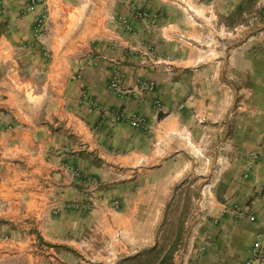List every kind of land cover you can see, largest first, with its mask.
Segmentation results:
<instances>
[{
	"label": "crops",
	"instance_id": "obj_1",
	"mask_svg": "<svg viewBox=\"0 0 264 264\" xmlns=\"http://www.w3.org/2000/svg\"><path fill=\"white\" fill-rule=\"evenodd\" d=\"M236 1L0 0V264L249 258L264 232V108L251 122L231 104L248 44L232 43Z\"/></svg>",
	"mask_w": 264,
	"mask_h": 264
},
{
	"label": "rangeland",
	"instance_id": "obj_2",
	"mask_svg": "<svg viewBox=\"0 0 264 264\" xmlns=\"http://www.w3.org/2000/svg\"><path fill=\"white\" fill-rule=\"evenodd\" d=\"M235 12L231 16L230 33L232 43L244 41L245 32L248 44L242 49V54L247 52V57L239 54L233 58V81H232V107H247L248 120L254 122V110L257 106L264 108V32L257 34L256 31L264 29V0H248L244 4L240 1L233 3ZM247 12V23L240 14ZM238 44H236L237 46ZM244 44L242 43V46ZM234 50V49H233ZM244 51V52H243ZM261 110V108H258ZM220 182V180H219ZM195 195V194H194ZM191 202L192 194L188 195ZM180 225L171 226L170 232L174 237L176 229L180 231ZM188 228L183 232L186 234ZM179 234V233H178ZM146 264L153 262L151 258L145 260Z\"/></svg>",
	"mask_w": 264,
	"mask_h": 264
},
{
	"label": "built area",
	"instance_id": "obj_3",
	"mask_svg": "<svg viewBox=\"0 0 264 264\" xmlns=\"http://www.w3.org/2000/svg\"><path fill=\"white\" fill-rule=\"evenodd\" d=\"M40 0H31V7L36 6L39 4ZM131 12L134 15V17L143 19L146 21H154L156 16H153L149 14L147 11L141 10V9H136L133 6H131ZM115 18V17H114ZM123 21L126 22L125 18H121ZM45 20L44 18H41L37 21L35 24V35L40 34L44 28H45ZM143 53L148 57L149 61H153V51L152 48L147 46ZM143 62H147L144 61ZM120 84H121V72L118 68H115L113 70L110 82H109V89L111 91H119L120 90ZM141 85H146L149 90H152L154 88V83H145L141 82ZM132 125L137 126V127H142L143 123L140 120L133 119L131 121ZM259 158V153L257 151H251L248 154V159H247V170L252 169L254 162ZM246 176H248V172L246 173ZM250 219L252 221L255 220V216L251 215ZM203 243V242H202ZM200 251L206 249V244H202L201 247L199 248ZM194 264H199L198 262H195ZM243 264H264V232H258L257 233V241L254 244V246L251 249V254L247 260Z\"/></svg>",
	"mask_w": 264,
	"mask_h": 264
}]
</instances>
